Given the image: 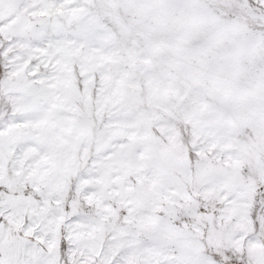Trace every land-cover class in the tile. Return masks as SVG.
<instances>
[{"label":"snow or ice","instance_id":"snow-or-ice-1","mask_svg":"<svg viewBox=\"0 0 264 264\" xmlns=\"http://www.w3.org/2000/svg\"><path fill=\"white\" fill-rule=\"evenodd\" d=\"M0 264H264V0H0Z\"/></svg>","mask_w":264,"mask_h":264}]
</instances>
